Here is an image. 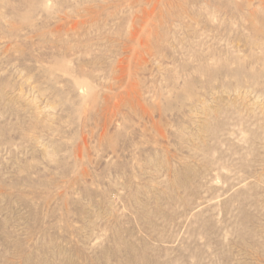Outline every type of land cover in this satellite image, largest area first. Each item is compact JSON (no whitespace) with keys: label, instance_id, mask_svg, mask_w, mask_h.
I'll list each match as a JSON object with an SVG mask.
<instances>
[{"label":"rangeland","instance_id":"obj_1","mask_svg":"<svg viewBox=\"0 0 264 264\" xmlns=\"http://www.w3.org/2000/svg\"><path fill=\"white\" fill-rule=\"evenodd\" d=\"M0 264H264V0H0Z\"/></svg>","mask_w":264,"mask_h":264}]
</instances>
